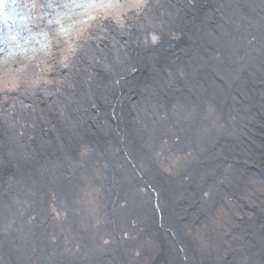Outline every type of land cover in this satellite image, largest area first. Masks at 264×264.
<instances>
[{
  "label": "bare ground",
  "instance_id": "obj_1",
  "mask_svg": "<svg viewBox=\"0 0 264 264\" xmlns=\"http://www.w3.org/2000/svg\"><path fill=\"white\" fill-rule=\"evenodd\" d=\"M28 1L0 264H264V0Z\"/></svg>",
  "mask_w": 264,
  "mask_h": 264
},
{
  "label": "rangeland",
  "instance_id": "obj_2",
  "mask_svg": "<svg viewBox=\"0 0 264 264\" xmlns=\"http://www.w3.org/2000/svg\"><path fill=\"white\" fill-rule=\"evenodd\" d=\"M28 84H29V82L26 83V85H25L26 87L23 88L24 91H26ZM163 233H164V231H162V229H161L159 234H158L159 235L158 236L159 241H161V244H160L161 246L159 245L158 249L156 248V251H155L156 258L154 257L152 259L151 264H166L165 253H166V244H167V242H166V238H165L166 236L164 235L165 233L164 234Z\"/></svg>",
  "mask_w": 264,
  "mask_h": 264
}]
</instances>
